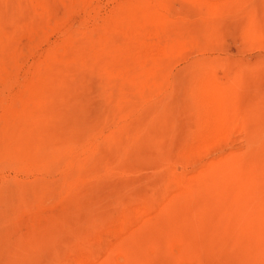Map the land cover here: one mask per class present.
Here are the masks:
<instances>
[{
	"label": "rangeland",
	"instance_id": "obj_1",
	"mask_svg": "<svg viewBox=\"0 0 264 264\" xmlns=\"http://www.w3.org/2000/svg\"><path fill=\"white\" fill-rule=\"evenodd\" d=\"M0 264H264V0H0Z\"/></svg>",
	"mask_w": 264,
	"mask_h": 264
}]
</instances>
